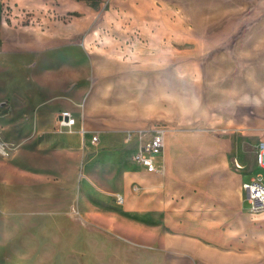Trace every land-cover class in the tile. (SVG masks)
<instances>
[{"label": "rangeland", "instance_id": "rangeland-1", "mask_svg": "<svg viewBox=\"0 0 264 264\" xmlns=\"http://www.w3.org/2000/svg\"><path fill=\"white\" fill-rule=\"evenodd\" d=\"M227 3L235 10L213 20L206 13L210 26L185 29L181 0H0V169L14 177L32 165L51 168V151L37 156L34 121L59 101L98 137L127 140L159 126L212 130L229 144L236 136L248 180L260 170L254 151L264 139V0ZM108 95L116 97L105 102ZM29 177L4 194L12 180L0 174V196L12 203L0 197V264H102L104 243L120 252L109 264H136L134 245L114 231L85 227L71 213L56 217L53 196ZM236 222L238 251L264 264V210Z\"/></svg>", "mask_w": 264, "mask_h": 264}, {"label": "crops", "instance_id": "crops-1", "mask_svg": "<svg viewBox=\"0 0 264 264\" xmlns=\"http://www.w3.org/2000/svg\"><path fill=\"white\" fill-rule=\"evenodd\" d=\"M228 1L212 0L210 10L209 0H181L179 26H210L205 23L206 13L211 12L213 20L235 10ZM111 97L105 96L104 101L116 96ZM67 106L56 101L34 121L37 156L51 151V168L46 171L33 165L24 169L18 166L23 173H15L14 179L12 171L2 166L0 174L12 180L6 182L5 192L13 185L27 187L31 176L38 189L53 196L56 217L71 213L85 227L92 222L104 232L114 231L134 245L130 256H126L136 264L252 263L245 249L238 251L235 233L238 217L251 213L244 207L242 183L249 170L238 137L231 136L229 144L228 135L212 130L187 135L171 131L158 158V171L150 173L137 164L138 169L131 170L138 140L127 141L111 134L94 141L95 128L90 125L82 129L78 120L72 131L61 129L57 115L70 108ZM186 137L192 142L190 146ZM133 185L140 189L135 191ZM113 191L124 195L123 204H117ZM2 196L11 203V197L9 201L8 195ZM13 199L24 200L22 194ZM113 252L108 244L102 245V264L120 260L119 250L117 255Z\"/></svg>", "mask_w": 264, "mask_h": 264}, {"label": "built area", "instance_id": "built-area-1", "mask_svg": "<svg viewBox=\"0 0 264 264\" xmlns=\"http://www.w3.org/2000/svg\"><path fill=\"white\" fill-rule=\"evenodd\" d=\"M57 122L61 129L72 131L77 123V118L72 111L63 109L57 115ZM167 133L168 128L165 126L153 128L140 135L129 133L128 141L138 140V147L132 155L138 166L150 173L158 171V158L164 152ZM97 139L98 136L94 135L93 140ZM255 156L256 166L260 170L242 183L244 200L249 203L248 210L251 213L264 210V139L257 143ZM133 189L138 191L140 187L137 185ZM114 196L117 204L121 205L125 202V197L121 193H115Z\"/></svg>", "mask_w": 264, "mask_h": 264}, {"label": "bare ground", "instance_id": "bare-ground-1", "mask_svg": "<svg viewBox=\"0 0 264 264\" xmlns=\"http://www.w3.org/2000/svg\"><path fill=\"white\" fill-rule=\"evenodd\" d=\"M4 192H5V191H4ZM1 193H2V191H1ZM1 193H0V194H1ZM5 194H6V193H5ZM1 196H2V195H1ZM1 196H0V197H1ZM4 203H6V201H5V202H3V204H4ZM11 204H12V203H11ZM0 206H2V203H1V205H0Z\"/></svg>", "mask_w": 264, "mask_h": 264}]
</instances>
